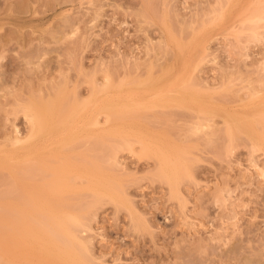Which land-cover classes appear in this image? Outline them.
<instances>
[{"label":"rangeland","instance_id":"rangeland-1","mask_svg":"<svg viewBox=\"0 0 264 264\" xmlns=\"http://www.w3.org/2000/svg\"><path fill=\"white\" fill-rule=\"evenodd\" d=\"M177 77L184 97L179 104L124 110L118 102L106 110L115 111L114 117L99 114L97 132L104 137L89 138L85 131L56 140L52 151L61 154L43 162L70 160L72 173L81 174L76 181L69 177L78 187L63 195L66 203L43 199V205L31 207L34 201L18 200L14 179L22 142L14 139L41 140L44 134L48 139L47 132L62 125L57 119L54 126V120L68 114L70 105V112L78 107L80 116L96 96L129 87L155 93ZM82 100L91 102L82 106ZM38 104L37 119L44 122L41 117L48 113L54 119L45 118L47 131L28 138L27 115ZM120 109L121 118L115 115ZM40 120L36 126L43 124ZM10 162L15 173L7 167ZM0 166V235L6 234L0 237V264H56L52 254L30 252L29 236L12 241L15 215L24 210L32 215L22 206L25 200L33 215L40 208L34 216L48 214L51 205L79 215L81 224L75 222L80 226L74 229L81 242L74 250L82 264H264V0H0ZM87 166L104 176L93 175ZM110 190L121 192L122 202L111 200ZM41 191L36 193L43 197L52 192ZM93 191L103 197L96 199ZM51 228L47 237L61 239V232Z\"/></svg>","mask_w":264,"mask_h":264},{"label":"bare ground","instance_id":"bare-ground-1","mask_svg":"<svg viewBox=\"0 0 264 264\" xmlns=\"http://www.w3.org/2000/svg\"><path fill=\"white\" fill-rule=\"evenodd\" d=\"M257 17V16H256ZM260 18V17H259ZM137 73V72H136ZM138 74H139V72H138ZM140 75V74H139ZM138 75V76H139ZM186 75H188L189 77L191 76V75H189V74H186ZM140 77V76H139ZM180 78L181 77H177V78H175V79H173L172 81H171V84L169 85V87L166 89V88H161L158 92H155V93H148V91H146V89H144V90H141V89H143V88H140L139 90H137L136 88H132L131 90H129L131 87H129V89H125L126 91H123L122 92V90H120V91H117V92H110V93H107V94H109L108 96H104V97H100V96H96L95 98H93L92 99V105H91V107H90V110H87L86 111V113H83V114H81L80 116H78V115H76L75 114V112L78 110L77 108H75L74 109V111L71 113L70 112V110L71 109H73V105H70V107L68 106V108L70 109L67 113L68 114H63V118H66V120H64L63 121V118L62 117H59V118H61V119H59V118H56L55 120H54V122L56 121L57 122V119L58 120H60V123H53L52 122V120L54 119L53 117H51V116H53L51 113H48V112H45L46 114L48 113V117H51V121L49 122L48 121V124H50V123H53L54 124V126H56L55 124H57V126L59 125V124H62L61 125V128L60 129H51V130H49L48 132H47V134L49 135V138L48 139H44L43 138V136L45 135H43V136H41V140L40 139H28L27 140V137H25L26 138V140L24 139V138H17L16 140L14 139V143L16 142V141H18V142H22V144H21V146H18V180H15L14 178V181H15V183H16V181L18 182V200L19 199H22V198H26V200L27 199H29V200H32V201H34V203H31V201H30V204H33V205H30L29 204V206H33L34 207V204L36 203V204H38L39 205V203L41 204V205H43V199H44V202L45 201H47L48 200V202H45V203H48V204H50V202H49V200H51V199H53V201H55L54 199H56L57 200V203L56 204H59L58 202H60V203H66V201H64V202H61V201H63L64 199L66 200V197L64 198V196L63 195H65V193L66 192H68V190L70 191L71 190V192H72V190L73 189H77V187H78V185H74V186H76V187H74L73 186V184L75 183L74 181V183H71V179L70 178H72V171H74L73 170V168H75L74 167V165L73 164H70L69 162H71L70 160H68L69 162H66L67 164H70V165H72L71 167H72V169H71V167H70V165H67L66 163H64L63 161L62 162H59V163H57L56 165H54L53 164V162L51 163L50 161H44L43 162V160L44 159H49L50 157H51V159H49V160H51L52 161V159L53 158H56V156H58V155H60L61 153H59L60 151H58L57 149H56V152L58 151V153L59 154H57L56 155V153L54 154V152H55V150L53 149V146H54V144L56 143V140L58 139V138H61V137H63V136H65L66 134H68V133H70V132H74V133H79V132H85V131H87V132H89V134H88V136H89V138L94 134L95 135V137H96V135L97 136H99V138H101V137H104V135L105 134H102L103 136H101L100 137V134L98 135V132H97V123L99 122V120H98V117H99V114L101 113V111H106V110H110V108H113V107H115V105H116V103H118V102H120L121 104L120 105H122L123 104V108H124V110H127V109H129V107H131L132 106V109H133V107H134V105H137V106H139V105H141V106H139V107H145V108H148V109H153V108H155L154 106L156 105H163V104H168V103H175V104H179L182 100V98H184L183 97V95L181 94V92H180V89H179V82H180ZM186 80L188 79L187 78V76H186V78H185ZM134 82V81H133ZM185 82V81H184ZM105 83V82H104ZM131 83V82H130ZM191 83V82H190ZM95 84V83H94ZM107 84V83H106ZM105 84V85H106ZM126 84V83H125ZM101 85H103V84H101ZM119 85V84H118ZM121 86H122V83H121ZM182 86V85H181ZM180 86V87H181ZM185 86H188V85H186L185 84ZM92 87H94V88H96L94 85H92ZM91 87V90H93V88ZM114 87V86H113ZM120 87V86H119ZM118 87V88H119ZM98 89H99V87H97ZM135 89V90H134ZM103 89H99V90H97L98 92L99 91H102ZM129 90V91H128ZM141 90V91H140ZM96 91V90H95ZM96 91V95H97V92ZM133 91V92H132ZM138 93H137V92ZM146 91V92H145ZM91 92V91H90ZM140 92V93H139ZM144 92H145V94H144ZM132 93V94H131ZM91 94H92V92H91ZM93 95H95V93H93ZM92 95V96H93ZM103 96V95H102ZM141 97L142 98H144L143 100H141ZM88 98V97H87ZM89 98L91 99V97H90V94H89ZM89 98H88V100H89ZM83 101L84 103L82 104L80 101V104H82V106L84 105H86L85 103H88V102H91V101ZM188 100H191V99H188ZM48 102H50V101H48ZM54 102H55V100H54ZM62 102V101H61ZM73 102V101H72ZM71 102V103H72ZM76 102V101H75ZM35 103V105H36V102H33V103H31V104H34ZM38 103V102H37ZM66 103V102H65ZM68 103V102H67ZM70 103V104H71ZM77 103V102H76ZM51 104V103H50ZM61 104V103H60ZM64 104V103H63ZM72 104H75V103H72ZM79 104V103H78ZM34 105V107L36 108V107H38V109L36 108H31L32 110L34 109V110H36V112L35 111H29V113H28V115H27V112H26V114L25 115H27L28 117H29V119H30V123H31V129H30V135L28 136V138L29 137H31V136H38V134L40 133V131H42L43 129H46V124H47V122H46V120L48 119V117H45L44 115H42L43 113H40L39 115H42V117H41V119H44V122L46 123H44L42 120H40V119H37V118H40V117H38L37 116V114H38V112H37V110H39V107H40V105L39 106H35ZM47 105H49V104H47ZM53 105V104H52ZM66 105V104H65ZM143 105H145V106H143ZM31 106V105H30ZM30 106H28V108L30 107ZM42 106H45L44 105V103L43 104H41V107ZM54 106H55V104H54ZM54 106H53V108H54ZM57 106V105H56ZM55 106V107H56ZM63 106V105H62ZM71 106H72V108H71ZM79 106V105H78ZM81 106V107H82ZM117 106V105H116ZM128 107V108H125V107ZM60 107V106H59ZM119 107H121V106H118V108ZM197 107V106H196ZM200 109V111L202 110V111H206V113L207 112H210L209 111V109L207 108V107H205V106H198ZM42 108H44V107H42ZM41 108V109H42ZM46 108V107H45ZM52 108V110L54 111L55 110V108L53 109ZM62 108V107H61ZM60 108V109H61ZM30 109V108H29ZM30 109V110H31ZM39 110V112H42V110ZM47 109V108H46ZM59 109V110H60ZM81 109V108H80ZM122 109V108H121ZM119 110V112H118V110H116L117 112H118V115L117 114H115L116 116H119L120 117V115H119V113H121L120 111H123L124 112V110ZM135 109V108H134ZM136 109H137V107H136ZM135 109V110H136ZM142 109V108H141ZM62 110H64V109H62ZM66 110L67 109H65V113H66ZM138 110H140V108H138ZM47 111V110H46ZM49 111V110H48ZM52 111V112H53ZM129 111H131V110H128L127 111V113L129 112ZM31 112V113H30ZM50 112V111H49ZM79 112V111H78ZM107 113V120H109L111 117H114V116H112L113 114H114V112H109V111H106ZM132 112V111H131ZM141 112V111H140ZM148 112V111H147ZM44 113V114H45ZM55 113L57 114V112L55 111ZM70 113V114H69ZM116 113V112H115ZM127 113L125 112L124 114H123V117H124V115H127ZM136 113V112H135ZM134 113V114H135ZM138 113H139V111H138ZM137 113V115L138 116H140L139 114ZM141 113H143L144 114V111L143 112H141ZM146 113V112H145ZM51 114V115H50ZM54 114V113H53ZM56 114H55V116H56ZM58 114H60V113H58ZM62 114V113H61ZM78 114V113H77ZM132 114V113H131ZM133 114V115H134ZM50 115V116H49ZM65 115V116H64ZM137 115H135L136 117H137ZM152 115V114H151ZM167 115V114H166ZM59 116V115H58ZM106 116V115H105ZM155 116H157V115H155ZM168 116V115H167ZM198 116V115H197ZM200 116V115H199ZM128 117H129V115H128ZM143 117H145V116H143ZM147 117H148V115H147ZM151 117V116H150ZM149 117V118H150ZM45 118H46V120H45ZM117 118V117H116ZM121 118V117H120ZM119 118V119H120ZM124 118H127L126 116L124 117ZM146 118V117H145ZM200 118H202V117H200ZM114 119V118H113ZM38 121V120H40L39 122H43V124H41V125H45V126H41L40 124H38V126H40V127H38V126H36L37 124H36V121ZM50 120V119H49ZM87 121V123L85 124V125H83V126H79L78 125V122H81V121ZM147 120V119H146ZM200 120V119H199ZM39 122H37V123H39ZM63 122V123H62ZM147 122H149V121H147ZM103 123H105V122H103ZM51 125V124H50ZM247 125H250V123H248ZM246 125V126H247ZM53 125H52V127H54ZM42 127H44V128H42ZM48 127V126H47ZM59 127V126H58ZM41 128V129H40ZM49 129V128H48ZM113 129V128H112ZM250 129V128H249ZM253 130V129H252ZM45 131H47V129L45 130ZM111 131H113V130H111ZM115 131V130H114ZM261 131V130H260ZM116 132V131H115ZM123 132V131H122ZM228 132V131H227ZM253 132H255V130H253ZM91 133V134H90ZM117 133V132H116ZM108 134V133H107ZM106 134V135H107ZM93 135V136H94ZM136 135V134H135ZM141 135V134H140ZM35 136V137H36ZM110 137H111V135H109ZM117 136V135H116ZM119 136V135H118ZM123 136V135H122ZM121 136V137H122ZM126 136V135H125ZM148 136V135H147ZM21 137H23V136H21ZM45 137V136H44ZM109 137V138H110ZM113 137L115 138V136L113 135ZM112 137V138H113ZM138 137H140V136H138ZM143 137V136H142ZM231 137H232V135H231ZM88 138V137H87ZM107 138H108V135H107ZM108 138V141L110 140ZM124 138V137H123ZM123 138H121L122 140H123ZM133 138V137H132ZM141 138V137H140ZM79 139V138H78ZM128 139V138H127ZM148 139V138H147ZM152 139V138H151ZM88 140V139H87ZM96 140V139H95ZM98 140V139H97ZM103 140V139H102ZM101 140V141H102ZM107 140V139H106ZM121 140V141H122ZM129 141H130V143H132L131 142V140H130V138L128 139ZM141 140V139H140ZM139 140V141H140ZM73 141H75V140H73ZM100 141V140H99ZM104 141V140H103ZM117 140H115L114 142H116ZM125 141V140H124ZM127 141V140H126ZM125 141V142H126ZM145 141V140H144ZM148 141V140H147ZM72 142V141H71ZM123 142V141H122ZM128 142V141H127ZM74 143V142H73ZM99 143V142H98ZM103 143V142H102ZM104 143H105V141H104ZM116 143H119V142H116ZM149 144H150V146H152L151 144V142H148ZM111 144V143H110ZM141 144L143 145L144 144V146L146 147V144L145 143H143V140L141 141ZM258 144V143H257ZM14 145V144H13ZM71 145V144H70ZM106 145V144H105ZM113 145H115V144H113ZM63 146V145H62ZM62 146H61V148H62ZM69 146V145H68ZM116 146V145H115ZM114 146V147H115ZM118 146V145H117ZM125 146H126V144H125ZM127 146H129L130 147V144L129 143H127ZM176 146V145H175ZM174 146V147H175ZM259 146V145H258ZM63 147H65V145L63 146ZM119 147H122L121 146V143H120V146ZM143 147V146H142ZM147 147H148V145H147ZM177 147V149H176V152L178 151V146H176ZM175 147V148H176ZM112 148H113V146H112ZM117 148V147H116ZM124 148V147H123ZM163 148V147H162ZM117 149H119V148H117ZM116 149V150H117ZM150 149V148H149ZM149 149H148V151H149ZM157 149H160L161 150V148H157ZM166 149V148H165ZM54 152H53V151ZM123 150V149H122ZM145 150H147V149H145ZM163 150V149H162ZM172 150V149H171ZM17 151V150H16ZM102 151V150H101ZM121 151V150H120ZM167 150H165V152H166ZM170 151V150H169ZM99 152H100V150H99ZM103 152V151H102ZM101 152V153H102ZM109 152V151H108ZM153 152H154V150H153ZM17 153V152H16ZM111 153H112V156L114 157V155H113V153L114 152H112L111 151ZM145 153H148V152H145ZM155 153V152H154ZM153 153V154H154ZM156 153H158V151L156 152ZM160 153V152H159ZM164 153V152H163ZM173 153V152H172ZM172 153H170L171 155L170 156H172ZM174 153H175V150H174ZM115 154V153H114ZM165 154V153H164ZM105 155V154H104ZM158 155V154H157ZM156 155V156H157ZM169 155V154H168ZM175 154H173V156H174ZM176 155H178V154H176ZM101 156V155H100ZM166 156H167V154H166ZM53 157V158H52ZM63 157H64V155H63ZM108 157H111L110 155H108ZM176 157H178V156H176ZM179 157H180V155H179ZM179 157H178V159H179ZM182 157V156H181ZM37 158L38 159H40V163L39 164H34V163H36L35 162V159L37 160ZM66 158V157H65ZM97 158V157H96ZM159 158H161V154H160V157ZM171 158V157H170ZM10 159V158H9ZM31 159H33L34 160V163H31V164H29L30 162H32V160ZM57 159V158H56ZM97 159H99V157L97 158ZM96 159V160H97ZM110 159V158H109ZM31 160V161H30ZM63 160H65V159H63ZM96 160L94 161L95 162V164H97L96 163ZM99 160H102V158L101 159H99ZM161 160V159H160ZM177 160V159H176ZM180 160V159H179ZM162 161H164V160H162ZM7 162V161H6ZM160 162V161H159ZM168 162H170L169 161V159H168ZM172 162V161H171ZM173 162H174V160H173ZM176 162V161H175ZM174 162V163H175ZM167 163V162H166ZM181 163V162H180ZM9 164H10V166H12L13 168H11V169H14V167L16 166H13V165H11V162L10 163H8L7 164V167L9 166ZM95 164H94V166H95ZM159 164V163H158ZM160 164H161V162H160ZM159 164V165H160ZM162 164H163V162H162ZM170 164V163H169ZM169 164H167V166L169 165ZM173 164V163H172ZM178 163H176V165H177ZM3 165V164H2ZM176 165H172L171 167H169V168H172L173 166H176ZM76 166V165H75ZM163 166H164V164H163ZM1 167V166H0ZM69 168V170H67L68 168ZM90 167L91 166H89V169H90ZM162 167V166H161ZM165 167V166H164ZM163 167V168H164ZM176 167H178V166H176ZM10 168V167H9ZM51 170V172H48L47 174L45 173V171L46 170H49V169ZM67 168V169H66ZM94 168V167H93ZM157 168H158V166H157ZM182 168V166L180 167V169ZM15 169H16V167H15ZM15 169H14V173H15ZM76 169H77V167H76ZM85 169V168H84ZM88 169V166H87V168H86V170ZM88 169V170H89ZM91 169H92V167H91ZM90 169V170H91ZM95 169V168H94ZM94 169H92L93 170V172H92V174L93 175H95V174H97L98 173V169H97V167H96V171L94 170ZM161 169V168H160ZM174 169H176L175 167H174ZM179 169V168H178ZM0 170H1V168H0ZM3 170H5L4 168H3ZM82 170V169H81ZM168 170V169H167ZM76 171H78V170H76ZM99 171H100V169H99ZM102 171V170H101ZM162 171V170H161ZM170 171V170H169ZM172 171V170H171ZM171 171L169 172L170 173V175H172L173 174V172H175L174 173V177L176 176L175 174H176V171L174 170V171H172V173H171ZM178 171H180V170H178ZM2 172V171H1ZM5 172H7V171H5ZM79 172V171H78ZM81 172V171H80ZM79 172V173H80ZM84 172H85V170H84ZM95 172H97V173H95ZM156 172H157V170H156ZM156 172L154 173L155 175H157L156 174ZM166 173L167 171H166V167L163 169V173ZM77 173V172H76ZM88 174H90L89 173V171L87 172ZM100 173V172H99ZM98 173V174H99ZM103 173H104V171H103ZM106 173V172H105ZM163 173H162V175H163ZM168 173V174H169ZM2 174H3V172H2ZM6 174V173H5ZM13 174V173H12ZM17 174V173H16ZM83 174V173H82ZM97 174V175H98ZM102 173H100L99 175H101ZM107 174V173H106ZM167 174V175H168ZM74 176V178H73V180L75 179V181H76V177L78 176L79 177V175H81V174H77V175H75V174H73ZM84 175H87L86 174V172H85V174ZM103 175V174H102ZM169 175V176H170ZM179 174H177V176H178ZM13 176H14V174H13ZM104 176V175H103ZM102 176V177H103ZM106 176V175H105ZM168 176V177H169ZM172 176V177H173ZM6 177H8V176H6ZM10 177V176H9ZM12 177V176H11ZM70 177V178H69ZM77 177V178H78ZM81 178L83 177V176H80ZM89 177H91V176H89L88 175V178ZM96 177V176H95ZM158 177V176H157ZM167 177V178H168ZM171 177V178H172ZM17 178V177H16ZM84 178V180H85V177H83ZM82 178V179H83ZM88 178L86 177V179L88 180ZM93 178V177H92ZM99 178V177H98ZM98 178L95 180V178H93L92 179V181L93 180H95L96 182L98 181ZM107 178H108V175H107ZM107 178H105V179H107ZM170 178V179H171ZM9 179V178H8ZM11 179V178H10ZM90 179V178H89ZM101 179V178H100ZM104 179V182L106 183V180ZM109 179H110V176H109ZM108 179V180H109ZM162 179V178H161ZM165 179H166V176H165ZM175 179V178H174ZM176 179H178V178H176ZM86 180V181H87ZM91 180V179H90ZM89 180V181H90ZM107 180V181H108ZM167 180V179H166ZM88 181V182H89ZM94 181V182H95ZM101 181V180H100ZM103 181V180H102ZM168 181V180H167ZM82 182H83V180H82ZM91 182V181H90ZM175 182H176V180H175ZM174 182V183H175ZM11 183H13V182H11ZM10 183V184H11ZM14 183V184H15ZM86 183V182H85ZM91 183H93V182H91ZM98 183H99V181H98ZM173 183V182H172ZM17 184V183H16ZM75 184H77V183H75ZM102 184H103V182H102ZM102 184H100V185H102ZM107 184L108 183H106V184H104V185H106L107 186ZM176 184V183H175ZM104 185L102 186V188H105L104 187ZM16 186V185H15ZM30 188H29V187ZM87 186V185H86ZM91 186H94V187H92L93 188V190H95V187H96V189L99 187L98 186V184L96 185V184H92ZM90 186V184H89V187H91ZM98 186V187H97ZM174 186V185H173ZM27 187H28V189L30 190H28L27 189ZM80 187V186H79ZM84 187V186H83ZM108 187V186H107ZM110 187H112L113 188V186H112V184H111V186L109 185V188L108 189H111ZM81 188V187H80ZM91 188V189H92ZM101 188V187H100ZM116 188V187H115ZM42 189H44V190H42ZM79 189V188H78ZM90 189V188H89ZM108 189H106V190H108ZM38 190V192L39 191H41V193H47V192H49V191H52L51 193H47L46 194V196L45 197H43L42 195V197L41 196H39L38 195V192L36 193V191ZM46 190V191H45ZM86 190H87V188H86ZM112 190V189H111ZM110 190V192H112ZM114 190V189H113ZM73 191H75V190H73ZM117 191H118V188H117ZM117 191H115V192H112L111 194H112V196L109 194L108 195V197L110 196L112 199L111 200H115L117 203H118V197H119V200L121 201L122 200V198H121V196H122V194H121V192H120V196L118 195V193H117ZM120 191V190H119ZM94 193H96L97 191H93ZM93 192L91 193V194H93ZM100 192V193H99ZM105 192V191H104ZM109 192V193H110ZM108 193V192H107ZM106 193V194H107ZM97 195V197H96V199L98 198V195H100L99 197H101L102 195V193H101V191H98L97 193H96ZM44 195V194H43ZM94 195V194H93ZM118 195V196H117ZM23 196H26V197H23ZM105 196V195H104ZM107 196V195H106ZM103 197V196H102ZM109 197V198H110ZM95 198H93V200H94ZM100 199H102V198H100ZM26 200L24 201V202H26ZM29 200H27V203L29 202ZM20 201V200H19ZM52 201V202H53ZM114 201V202H115ZM119 201V202H120ZM24 202L22 203V206L23 205H25V208L24 209H27L28 208V210H29V212H31L30 214H32L31 216L29 215V214H27V210H26V212H25V210L23 211L24 212V214L26 213L27 215H25L24 216V214H22V212L20 211L19 213H18V215H15V217H18V223L16 222V218L14 217V216H12V217H14L13 218V220L16 222V224H14V225H16V227L18 226V228L14 231V230H12V227H10L11 228V231H14L15 232V234H14V232H13V234H14V236H13V234H12V237H14V238H12V241L13 242H16L18 239H20L19 238V236H22V235H27V236H29L31 239H32V242L30 243L31 244V247H32V249L30 250V252L31 253H34V254H36V253H38V252H42V254L43 255H53L54 256V258H53V260H54V263H56V264H82L83 263V260H82V262H80V258L78 259V253L79 252H77V254H76V252H75V247H76V245H78V243L79 242H81L80 240H78V239H80V238H78V236L76 235V231H75V226L77 227L79 224H81L80 223V221H79V215L76 213V214H74L73 215V213H74V211H73V213L72 212H70L69 210H67V212L69 211V213H67V212H63V211H59V210H56L54 207H51L50 206V210L48 211V214H46L45 213V215L44 216H42L41 217V215H43L42 213H41V215L40 214H38L37 216H34L36 213H38L39 212V209L40 208H38V212L35 210V212L36 213H34V215H33V212L34 211H31V208L30 207H27V203L26 204H24ZM122 202V201H121ZM120 202V203H121ZM124 202V201H123ZM67 203H69L68 201H67ZM20 203H18V207H20L21 206V204L19 205ZM51 204H54V203H51ZM61 205V204H60ZM65 205V204H64ZM36 206V205H35ZM55 206V205H54ZM69 206V205H68ZM72 206V204L70 205V207ZM37 207H40V206H37ZM60 207V206H59ZM13 208V207H12ZM52 208V209H51ZM58 208V207H57ZM64 208H66V207H63L62 209H64ZM72 208V207H71ZM19 209H21L22 210V208L20 207ZM35 209V208H34ZM33 209V210H34ZM44 209V208H43ZM55 211H54V210ZM61 209V208H60ZM67 209V208H66ZM42 210V209H41ZM44 210H46V208L44 209ZM74 210H76L75 209V207H74ZM78 210V209H77ZM76 210V211H77ZM81 210H83V209H81ZM12 212H14V210H12ZM61 212V213H60ZM84 212V211H83ZM72 213V217H66V216H68L69 214H71ZM80 213V212H79ZM22 214V215H21ZM67 214V215H66ZM21 215V216H20ZM77 215H78V217H77ZM23 216V217H22ZM28 216V217H27ZM26 217V218H25ZM33 217V218H32ZM60 217V218H59ZM81 218H82V216H80ZM9 218V217H8ZM28 218V219H27ZM66 218H69V220L72 218H74L72 221H69L68 219H66ZM31 219V220H30ZM8 220H10V219H8ZM10 222L11 223H9V222H7V223H9L11 226H13L14 227V225H12V219L10 220ZM74 224H73V223ZM75 222H78L77 223V225H75L76 223ZM83 222V221H82ZM6 223V224H7ZM75 225V226H74ZM9 226V225H8ZM49 226L51 227L52 226V228L51 229H57L58 230V232L60 231L61 232V236H62V238L60 239L59 237H60V235H59V233H57V231H55V232H53V233H57L59 236H58V238L60 239V241H63L62 243H60L59 244V239L56 237H54V236H49V234H48V237H47V235H46V232L48 233V231H46L48 228H49ZM80 226V225H79ZM82 226V225H81ZM16 227H14V228H16ZM75 228V229H74ZM17 230H18V232H17ZM49 230V229H48ZM50 231H52V230H50ZM10 232V231H9ZM4 235H6L5 233L4 234H1L0 235V237H1V239L3 238L2 236H4ZM10 235V234H9ZM47 237V238H46ZM0 239V240H1ZM5 239H6V237H5ZM8 240H9V237L7 238ZM14 239V240H13ZM58 239V240H57ZM10 240H11V238H10ZM11 241V242H12ZM2 242V241H1ZM10 242V241H9ZM12 242V243H13ZM18 242H19V240H18ZM52 242H55V245H56V247H53L52 245H51V243ZM81 244V243H80ZM79 246H81V245H79ZM79 246L77 247V248H79ZM4 247V246H3ZM41 247V248H40ZM76 248V249H77ZM4 249V248H3ZM58 249V250H57ZM0 250H1V248H0ZM77 251V250H76ZM78 251H79V249H78ZM1 252H3V251H1ZM2 256V255H1ZM0 256V257H1ZM5 258V257H4ZM3 258V259H4ZM8 262H9V259H8ZM40 262H41V260H37L36 261V264H40Z\"/></svg>","mask_w":264,"mask_h":264}]
</instances>
